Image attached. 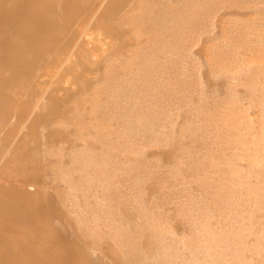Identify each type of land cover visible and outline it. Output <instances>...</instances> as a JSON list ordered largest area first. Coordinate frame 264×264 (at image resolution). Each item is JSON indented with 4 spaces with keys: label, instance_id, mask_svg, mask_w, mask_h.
<instances>
[{
    "label": "bare ground",
    "instance_id": "obj_1",
    "mask_svg": "<svg viewBox=\"0 0 264 264\" xmlns=\"http://www.w3.org/2000/svg\"><path fill=\"white\" fill-rule=\"evenodd\" d=\"M0 264H264V0H0Z\"/></svg>",
    "mask_w": 264,
    "mask_h": 264
},
{
    "label": "rangeland",
    "instance_id": "obj_2",
    "mask_svg": "<svg viewBox=\"0 0 264 264\" xmlns=\"http://www.w3.org/2000/svg\"><path fill=\"white\" fill-rule=\"evenodd\" d=\"M230 10H233V8H222V9H220L218 12H217V14H216V20H218L219 18H220V16L225 12V11H230ZM242 10H244V9H242ZM217 29L216 28H214L211 32H209L210 34H213L215 31H216ZM209 33H204L203 35H202V37H201V39L193 46V52H194V56L195 57H197L198 56V58L199 59H202L203 60V52H202V47L204 46V43H205V39H206V37L209 35ZM201 60V61H202ZM206 66L204 65L203 67H202V69H203V71H202V69H201V73H202V77H204L205 79H206V82H205V79L203 78V84L204 85H206V86H204L205 88H206V90H212V91H209L210 93H214L215 92V90H217L220 86H222L223 88H221V90H224L225 89V87H226V85H224V79L223 78H221L222 79V81H221V79H219V78H215V77H212V76H209L208 74H207V67L205 68ZM205 74H207V75H205ZM217 79V80H216ZM213 81L215 82V83H213ZM207 83V84H206ZM210 84V85H209ZM207 85L209 86V87H207ZM220 85V86H219ZM212 86V87H211ZM214 87H215V89H214ZM220 88H219V90H217V91H221L220 90ZM179 120H181V118L179 119ZM157 150H158V148H152V149H148V154L150 155H153V153H154V155H153V157H156L155 156V154H156V152H157ZM152 157V156H151ZM163 169H165L164 167H162ZM158 195H159V193H157ZM144 196L147 198L148 197V194H144ZM149 204H151V202H149ZM133 205H136V202L134 201L133 202ZM170 206H172L171 204H166L165 205V207H170ZM154 210H156V211H158L157 209H154ZM170 213H173V210L171 209L170 210ZM98 252V254H102L100 251H97Z\"/></svg>",
    "mask_w": 264,
    "mask_h": 264
}]
</instances>
